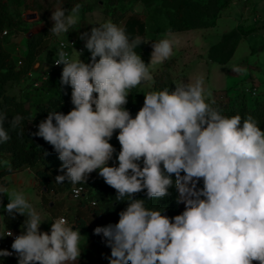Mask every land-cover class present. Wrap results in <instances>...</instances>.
Returning <instances> with one entry per match:
<instances>
[{"label":"clouds","instance_id":"obj_1","mask_svg":"<svg viewBox=\"0 0 264 264\" xmlns=\"http://www.w3.org/2000/svg\"><path fill=\"white\" fill-rule=\"evenodd\" d=\"M80 9L79 3L70 12L56 8L49 31L56 37L67 34L80 22ZM80 39L90 62L82 61L79 52V58L69 59L63 44L54 61L63 65L60 82L71 87L74 107L66 114L50 111L34 135L52 146L61 171L66 169L55 177L57 183L86 182L99 170L116 190V200L128 201L117 223L94 229L111 248L109 264H264V131L257 121L250 115L243 121L239 114L222 115L212 107L214 101L207 102L212 93L202 77L194 83L175 81L171 91L147 92L133 117L125 107L131 90L153 81L150 69L174 55L179 39L169 32L154 42L148 63L134 51L142 38L130 40L110 20L82 32ZM233 71L243 69L233 66ZM6 120L7 113L0 112V144L11 141L10 130L24 133V117L13 116L10 130ZM117 129L118 166H109L115 152L109 141ZM172 187L176 203L184 204L174 217L134 198L144 190L148 201L164 198ZM0 193L8 196L9 217H27L12 251L0 249V257L15 253L17 264H76L78 229L61 216L50 232L41 231L44 220L23 193L6 187ZM74 193L79 197L80 190Z\"/></svg>","mask_w":264,"mask_h":264},{"label":"rangeland","instance_id":"obj_2","mask_svg":"<svg viewBox=\"0 0 264 264\" xmlns=\"http://www.w3.org/2000/svg\"><path fill=\"white\" fill-rule=\"evenodd\" d=\"M179 1L186 3L185 15L190 26L188 29L172 30L168 27V19ZM138 2L143 3L142 11L134 10V4ZM1 3L4 4V9L10 16L11 22L3 24L7 33L0 35V38L6 42V49L14 51L18 48V54H12L15 62L17 57L26 50L28 35L37 30H41L44 35L41 52L45 51L46 59L52 58L57 40V37L49 31L54 23L50 19L52 11L62 7L70 12L77 3L81 5L80 22L70 29V33L79 34V37L82 32H90L93 26L98 27L100 23L112 21L120 15L122 19L129 15H140L145 25V36L147 37L144 36L145 42L149 46L146 50L137 53L141 55L143 61L146 59L150 61L148 57L154 42L159 41L169 32L177 37L180 43L174 47V55L170 58L172 60L169 65L163 68L160 64L150 69L153 81L142 82L131 90L128 103L125 105L130 111H139L147 92L165 88L170 91L174 90V82L178 80L194 83L197 78L202 77L203 86L206 91H211V97L223 100H228L220 97L227 87L234 86L236 89L244 85L251 87L253 84L258 91L264 90V0H0ZM231 28H235L232 36L222 46L215 49V52L226 55L231 47L232 54L225 62L209 58L207 51L210 44L217 42L221 34ZM40 53L34 59V68H38L40 61L44 59ZM233 66H238L243 71L237 73L233 71ZM157 80L159 84L156 85ZM27 81L20 83L17 80H9L7 90L21 93ZM235 89L230 88L232 91ZM25 91L31 95L43 92L42 89ZM247 96V104H252L251 95L247 93ZM73 107L74 105H71L70 110ZM31 127H33V132L38 130L34 126ZM31 171L23 168L13 171L14 174L9 173L6 178H3V182H0L1 187H6L9 192L23 193L41 219L45 221V214L37 206L36 192L47 191L48 197H51L53 192L51 189L41 187L37 180L33 184V171ZM61 190L68 193V188ZM4 195L6 203L2 201L0 213L4 207L3 204L9 201L7 194L4 193ZM52 201L51 198L48 205L56 215L60 210L66 211L60 203H51ZM180 204L184 209V204ZM99 205H101V200H99ZM253 264H258V262L254 261Z\"/></svg>","mask_w":264,"mask_h":264},{"label":"trees","instance_id":"obj_3","mask_svg":"<svg viewBox=\"0 0 264 264\" xmlns=\"http://www.w3.org/2000/svg\"><path fill=\"white\" fill-rule=\"evenodd\" d=\"M186 3L179 1L175 5V9L171 17L168 19V27L172 30L188 29L190 24L185 15ZM120 15L112 20L117 26L122 27L126 35L130 40L139 36L143 42L138 45L134 51L137 53L144 50L147 43L145 42V25L143 21L135 16L129 15L126 18ZM10 23L11 18L4 9V4H0V32L2 31L4 23ZM235 28H231L224 31L221 34L220 39L217 42L210 44L207 54L209 58L217 60L218 62H225L232 54L233 49L229 47L226 55H220L215 52L224 42L229 39ZM44 35L41 30H37L28 35L26 39V50L19 56L21 63L13 61L11 52L6 49L2 44L0 38V112L7 113V120L4 127L9 129V122L13 116L19 114L24 117L21 127L24 128L22 136H17V131L10 130L12 139L8 143L0 144V155L5 152L8 154V163L0 167V182H3L2 176L6 173L29 167L33 173L35 179L38 181L41 187L54 191H59L64 188H68L70 193V187L72 183L65 180L63 183H57L55 177L57 175H63L66 169L61 171V161L58 158V154L53 150L52 146L48 144L42 137L34 135L32 124L34 123L37 129L40 121L44 120L50 111H60L67 113L70 111L71 102V87L64 86L60 82L61 70L50 68L46 71V77L40 79V66L38 68L33 67V62L38 53L43 48ZM150 58V56L148 57ZM91 54H84L83 61L85 63L90 62ZM99 59V57H97ZM172 59L164 62L162 67L169 65ZM148 63V59L144 60ZM31 71V74L29 72ZM36 72V74H33ZM162 74V73H160ZM161 76V75H160ZM40 79L39 85L34 86L33 82ZM9 80L27 81L22 89L21 93H13L7 90V82ZM160 80V79H159ZM159 80L156 81V85L159 84ZM234 87V86H233ZM227 87L226 93L228 100L216 99L213 97L208 98L207 102H212V107L217 109L224 116H234L239 114L243 119L249 115L252 116L258 124L261 130H264V90L259 91L257 95L251 96V103L247 104V94L242 92L239 87ZM230 88L235 90H230ZM42 89L43 92L31 93L25 90ZM31 92V91H30ZM232 94L234 96L232 97ZM130 111V110H129ZM138 111H130L131 115L135 117ZM119 130H115L113 137L110 139V143L115 148L113 158L108 161L109 166H118V155L121 146L117 137ZM142 166V164H141ZM98 171H93L87 178L86 182H80L88 190L86 196H81L78 199L79 204L86 205V213L77 211L74 217L76 226L89 230V237L94 233V229L98 226L104 227L109 223L115 224L119 220L118 210L124 201L116 200V190L108 186L102 177L98 175ZM173 179H175L173 174ZM197 187H203V180L201 179ZM170 195L160 199H153L148 201L146 198V190L134 194V198L145 199L146 206L149 208H155L163 210L162 214H166L169 217H174L183 212L181 204L176 203L177 192L174 187L169 189ZM2 193H0L1 195ZM97 195V204L92 205L90 198ZM101 200V205H99ZM86 201L88 203H86ZM128 202V201H126ZM27 217L17 214L13 219L7 214L5 207L3 209L0 221L5 226L12 227L20 232L24 228V220ZM97 235V234H95ZM102 243L106 242L103 234L97 235ZM1 240V237H0ZM88 243V242H87ZM1 249V246H0ZM14 257V256H9ZM3 263V257H0V264Z\"/></svg>","mask_w":264,"mask_h":264},{"label":"crops","instance_id":"obj_4","mask_svg":"<svg viewBox=\"0 0 264 264\" xmlns=\"http://www.w3.org/2000/svg\"><path fill=\"white\" fill-rule=\"evenodd\" d=\"M135 16H137L141 19L140 15H135ZM144 34H145V30H144ZM74 35L78 36L79 34H74ZM5 43L6 42L2 39V44L4 47H5ZM147 47H149V46L146 45L144 50H146ZM8 50L11 52V54H16V55L18 54L17 53L18 48H16V50H14V51H11L10 49H8ZM42 55H43L44 59L40 61V64L43 62H50L51 61L52 58L46 59L47 57L45 56V51L40 53V56H42ZM19 82L22 83L23 81L21 80ZM6 86H7V84H6ZM13 93H15V92H13ZM0 162H2V164L0 165L1 167L8 163V154L7 153H5V152L1 153ZM24 169L31 170L29 167H25ZM9 173L14 174V172H9ZM9 173L4 174L2 176V178H6V175H8ZM32 176H33L32 177V183L35 184L36 179L34 177L33 172H32ZM0 187H1V183H0ZM51 191L53 192V195H51V197L50 196L48 197L47 191H44V192H38L37 191L36 192L37 193L36 196H37V200H38L37 206H38L39 210H41L46 216L45 221L42 222V224L40 226V230L50 232L51 223L55 219H57V217L64 215L68 224L72 225L74 230L78 229L80 231L81 255L78 258V261L76 262V264H109L108 257H110L111 248L106 245V242L102 243V241L95 234H92V236H90V240H88L89 230L82 228V227H79V226H76V224H75L74 217L76 215V212L82 211V212L86 213L85 206L82 204H79V201L77 200V198H73L71 196V194L69 192L67 193L65 190L54 191L51 189ZM4 198H5V195H4V193H2L0 195V205H2V201L4 200ZM51 198L53 199V201L51 203H55V202L60 203L62 205L61 207H64V209H66L67 212L66 211L63 212L62 210H60L59 213L56 215L55 211H53L48 205V202ZM26 199L29 202V199L28 198H26ZM4 201L6 203V200H4ZM8 202L9 201H7V203ZM127 204H128V202H126V201H124L121 204V206L118 210V215H119L120 211L124 210L127 207ZM5 205L6 204H3V206H5ZM3 209H4V207L1 209L0 216H2ZM15 262H16L15 257H3V263L2 264H16Z\"/></svg>","mask_w":264,"mask_h":264},{"label":"built area","instance_id":"obj_5","mask_svg":"<svg viewBox=\"0 0 264 264\" xmlns=\"http://www.w3.org/2000/svg\"><path fill=\"white\" fill-rule=\"evenodd\" d=\"M6 33H7V29L4 28L0 32V35L3 36ZM61 44H63L62 50L68 54L69 59L79 58V53H80V59L83 61V55L84 54H90V52L85 48V42L82 39H80L79 36L71 34L69 31L67 34H63V36L57 37V40L55 42V47H54V54L52 56L51 61L49 62L51 65L50 68L60 69L62 71L63 65L61 64V65L57 66L54 63V61L59 58V52L61 51ZM16 62H17V64L21 63V59L19 56L17 57ZM46 71H44V72L40 71V74H41L40 79H44L46 77V74H45ZM29 74H31V71L29 72ZM40 79L35 80L33 82V85L34 86L39 85ZM240 89L242 92H245L246 94L248 93L251 96H255L259 92L257 87L253 84H251V87L247 86V85L246 86L244 85V87L241 86ZM220 97L221 98H227L228 96H227L226 91L222 92L220 94ZM32 126H35V124L33 123ZM182 175H183V173H182ZM74 189L80 190L79 197L86 196L88 193L87 192L88 189L83 184H81V183L72 184L70 187V194L73 198H79L75 195ZM93 201H95V204H93ZM90 203L92 205H96L97 204V198L96 197L90 198ZM61 216H63L65 218L64 215H61ZM61 216H59V217H61ZM59 217H57V218H59ZM8 231L12 232L11 236H7ZM19 234H21V232L19 230H16L12 227L5 226L1 220L0 221V236H2L1 240H0L1 249H7L9 251H12L11 244H12L15 236H17ZM12 256H14L16 258L15 263L17 264V256L15 255V253H13Z\"/></svg>","mask_w":264,"mask_h":264},{"label":"water","instance_id":"obj_6","mask_svg":"<svg viewBox=\"0 0 264 264\" xmlns=\"http://www.w3.org/2000/svg\"><path fill=\"white\" fill-rule=\"evenodd\" d=\"M142 9H143V3L138 2V3L134 4V10H135V11H142ZM50 66H51V65H50L49 62H43V63H41L40 70H41L42 72H44V71H46L47 69H49Z\"/></svg>","mask_w":264,"mask_h":264}]
</instances>
